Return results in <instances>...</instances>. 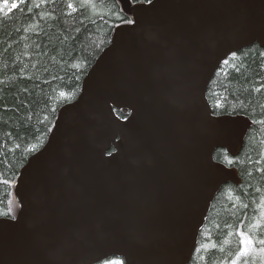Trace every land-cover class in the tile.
<instances>
[{"label": "water", "instance_id": "1", "mask_svg": "<svg viewBox=\"0 0 264 264\" xmlns=\"http://www.w3.org/2000/svg\"><path fill=\"white\" fill-rule=\"evenodd\" d=\"M119 1L133 22L22 168L0 264H190L215 196L241 183L214 154L237 156L252 121L213 115L207 91L232 54L264 48V0Z\"/></svg>", "mask_w": 264, "mask_h": 264}, {"label": "trees", "instance_id": "2", "mask_svg": "<svg viewBox=\"0 0 264 264\" xmlns=\"http://www.w3.org/2000/svg\"><path fill=\"white\" fill-rule=\"evenodd\" d=\"M131 22L119 0H0V219L16 218L22 168L48 141L61 108L81 94L115 29ZM207 99L213 115H243L252 127L237 156L223 148L214 154L238 170L241 183L225 184L215 196L190 264H264V48L232 54ZM241 231L256 243L237 259ZM114 261L125 264L118 257L100 264Z\"/></svg>", "mask_w": 264, "mask_h": 264}, {"label": "snow or ice", "instance_id": "3", "mask_svg": "<svg viewBox=\"0 0 264 264\" xmlns=\"http://www.w3.org/2000/svg\"><path fill=\"white\" fill-rule=\"evenodd\" d=\"M149 3H151V0H148ZM5 5L7 6V0H5ZM16 5L13 4V7H15ZM71 6V5H70ZM264 122V121H262ZM257 227H259V225H257ZM240 235V249L237 255V259H239L240 257H246L250 251V249L255 245L256 240H254L253 238H251L250 235L245 234V232L241 231L239 233ZM259 244L264 245V239H259ZM235 264V262H234Z\"/></svg>", "mask_w": 264, "mask_h": 264}, {"label": "rangeland", "instance_id": "4", "mask_svg": "<svg viewBox=\"0 0 264 264\" xmlns=\"http://www.w3.org/2000/svg\"><path fill=\"white\" fill-rule=\"evenodd\" d=\"M107 264H119L117 261L111 262V263H107Z\"/></svg>", "mask_w": 264, "mask_h": 264}]
</instances>
